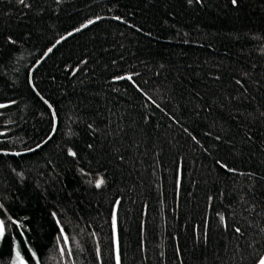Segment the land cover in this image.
<instances>
[{
  "label": "trees",
  "instance_id": "1",
  "mask_svg": "<svg viewBox=\"0 0 264 264\" xmlns=\"http://www.w3.org/2000/svg\"><path fill=\"white\" fill-rule=\"evenodd\" d=\"M262 114L264 0H0V264H255Z\"/></svg>",
  "mask_w": 264,
  "mask_h": 264
},
{
  "label": "snow or ice",
  "instance_id": "2",
  "mask_svg": "<svg viewBox=\"0 0 264 264\" xmlns=\"http://www.w3.org/2000/svg\"><path fill=\"white\" fill-rule=\"evenodd\" d=\"M192 2H193V0H188V3L189 4H191ZM237 2H238V0H232V4L233 5H236ZM18 3H20V4H26V0H18ZM92 22L93 21L90 20V21H88V24H91ZM85 26L86 25H82L81 27H85ZM79 30L80 29H77L76 31H79ZM69 35H71V33H69ZM61 39H63V37ZM59 42L60 41H57V44ZM53 47H55V45H53ZM48 51L51 52L52 49L49 48ZM45 55H47V53ZM130 78L131 77H129V79ZM117 79H123V77H117ZM262 115H264V114H262ZM89 127H91V126H89ZM39 146L40 145H37V147H39ZM89 147H91V145H89ZM69 154L70 155H73V156L76 155V153L72 152L71 149H69ZM218 163H219V161H218ZM222 167H224L225 169H227L230 172H234L235 171V169H228L227 168V165H222ZM103 183H104V180L103 179H98L96 181V187L97 188L101 187V185ZM2 208H3V205L0 204V209H2ZM53 216H55V213H53ZM220 219H221V222L224 221V217H223L222 214L220 215ZM7 220L8 221H11V223H7L5 219L0 218V240H2L5 237L6 232L10 231L12 224H16L17 227H22V225L19 222H17L16 220H13L11 216H8ZM59 223L60 222L57 221V224L58 225H59ZM115 229H116V215H115V213H113V231H114V233H115ZM235 231L237 233H239L240 232V229L237 228V229H235ZM261 231H264V229H261ZM21 235H23V233H21ZM61 237L63 238L64 245L66 246L68 244L69 238L66 235H64V229H63V227L60 228V237L57 238V242L58 243H59ZM13 239L15 241V237H13ZM25 243H27V241H25ZM29 250L31 251L32 259H34L36 261V264H41L39 258L37 257L36 252L35 251H32L31 249H29ZM13 252H14V255H13L11 264H28V261L21 255V251L19 250L18 247L14 246ZM60 252H61V255H63L64 252H65V248H61L60 249ZM68 255L69 256L71 255V251L70 250L68 251ZM97 255L99 257V255H100L99 250L97 252ZM116 264H121V260H120V256H119V253L118 252H117V255H116ZM255 264H264V254H260L256 258Z\"/></svg>",
  "mask_w": 264,
  "mask_h": 264
}]
</instances>
